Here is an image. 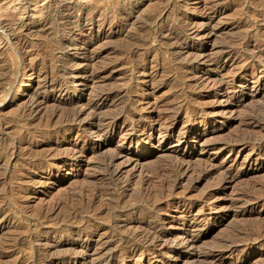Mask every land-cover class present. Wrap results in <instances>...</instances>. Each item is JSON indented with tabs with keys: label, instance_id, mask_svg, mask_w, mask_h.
Masks as SVG:
<instances>
[{
	"label": "rangeland",
	"instance_id": "374dc122",
	"mask_svg": "<svg viewBox=\"0 0 264 264\" xmlns=\"http://www.w3.org/2000/svg\"><path fill=\"white\" fill-rule=\"evenodd\" d=\"M259 4H264V0H0V80L5 77L9 79L4 83V92L0 93V220L7 219L0 221V262L1 259L9 257L0 264H51L66 260L70 253H74L73 258H91L101 252L109 259V264H145L149 259L153 261L146 253L143 258L133 261L126 256L125 259L118 258L115 252L120 246L114 242L127 233L120 236L117 229L104 234L101 241L103 245L94 247V234H103L101 228L96 226H108L119 215H124L123 212H134V207L123 210L122 206L107 204L100 207H106V211L94 220L96 226L86 227L81 223L69 225L79 231L82 240L74 234L64 232L66 227L63 222L38 224L35 222L36 212L61 195H74L82 187H86L93 176L103 175L98 169L99 160L114 151L126 148L133 162L124 163L118 158L115 163L123 168L124 173L134 172L139 178V170L146 173L148 165L152 167L155 165L152 162H159L157 160L163 156L160 152L162 147L171 153H186V147L200 144L213 148V151L204 153L196 150L193 159L212 161L214 165L217 163L223 166V171L227 169L226 172L238 177L236 181L224 180L219 184L218 192L215 191L214 184L216 177H207L209 181L192 177L193 180H186V183L184 180L169 190L163 189L162 193L166 196L160 206L156 205L158 209L149 206L143 208L146 215L156 214L163 219L159 225L162 228L166 226L165 229L171 233L170 238L180 241L181 230L187 222L184 216L176 212L183 203L181 195L198 198L199 194L211 190L212 198H215L209 200V204H214L213 208L206 206L205 214L194 222L201 224L197 233L202 240L194 247L185 244L172 247L161 258L170 261L179 256L176 264H206L203 255L208 253L221 257L219 264H264V201L248 202L242 208L236 209L232 204L236 198L244 195L256 193V197H264V12L258 9ZM184 26L193 28V34L190 32L187 37L181 35L178 42L184 49L180 54L174 53L172 48L177 40L171 39V34L175 29H183ZM211 28L216 32L213 36L208 34ZM188 48L191 49L190 55L186 52ZM233 48L238 52L234 54ZM199 54L202 55L198 57ZM258 56L261 57L260 61ZM195 57L201 61H196ZM217 57L218 63L208 64L209 60ZM189 60L194 61H190L192 65ZM236 62L243 69V73L236 71ZM7 64L14 71L10 69V73L7 72ZM97 69L107 70L101 77L108 86L137 92L136 95L133 93L135 106L148 109L144 114L149 110L153 112L151 120H147L148 123L156 121L161 126L168 121L170 123L172 118H165L163 115L171 107L175 108L180 104L191 109L197 107V104H207L205 107L210 105L205 118L197 119L193 125L191 123L194 117L191 113L184 116L181 114L175 120V135L184 125H192L206 135L198 139L190 132L176 148L172 141L161 139V132L156 125V130L139 136L137 142L134 139L131 145L122 143L120 138L113 139L111 145L106 147L110 152L105 149L97 158H81L80 165L74 160H67L63 165L56 161L51 165L45 163L43 167L36 166L40 161V154L45 152L44 147L48 148L45 146L46 126L43 125L46 113L45 110L38 111L24 118L21 117L23 108L29 106L33 100L44 99L50 94L51 91L44 90L45 77L49 74L58 81L65 80L63 82L68 83V97L87 103V89L83 92L78 88L77 80L91 72L95 73ZM220 79L226 85L214 86L213 81ZM27 80L28 85L18 90V84H26ZM203 81V84L212 87L194 93L191 88L193 83ZM153 82L159 86L153 85ZM235 137L238 138L237 143L234 141ZM154 138L159 139L160 145L155 143L154 148H148V141ZM95 140L92 139V143H96ZM70 141V136L63 135L54 140V145L64 147ZM222 141L227 147L219 152L216 148ZM10 149L14 151L11 156ZM250 158L252 163L246 167L244 162ZM135 161L140 162V165L135 166ZM192 162L193 160L189 164L184 163V168L186 164L189 168L195 166ZM147 176H152L151 171ZM133 188L130 186V189ZM218 205L220 210L217 212L215 209ZM88 235L92 238L87 239ZM237 239L238 244L236 243L232 251L234 256L237 253L241 258L245 256L240 261L231 260V252L220 249L221 244L230 245ZM240 239L245 241L240 243ZM86 242L92 244L88 249L84 247ZM56 244H60L56 247L57 251L54 247ZM81 247L83 249H79ZM39 250L46 252L39 255ZM48 250L53 251L49 253ZM190 255L198 257L192 259ZM73 258L69 260V264H77Z\"/></svg>",
	"mask_w": 264,
	"mask_h": 264
},
{
	"label": "bare ground",
	"instance_id": "6f19581e",
	"mask_svg": "<svg viewBox=\"0 0 264 264\" xmlns=\"http://www.w3.org/2000/svg\"><path fill=\"white\" fill-rule=\"evenodd\" d=\"M163 2L165 3L166 1H163ZM165 5L167 6L168 2ZM258 9L261 12H264V4H259ZM151 23H153V22H151ZM192 29L184 26L183 29H175L174 30V32L171 34V39L177 40V41H175L174 46L172 48L174 53L180 54L182 49H184L183 45L178 42V39L180 38L181 35H182V37L183 36L187 37V35L190 34ZM208 34L213 36L216 34V32L214 31V29L211 28L209 30ZM224 48H225V46H224ZM222 50H223V48H222ZM233 51H234L233 52L234 54L238 52V50H235V49ZM186 52H189V55H190L191 49L188 48V50ZM186 55H188V53ZM201 55L199 54L198 57H200ZM232 57H235V56H232ZM258 57H257L259 59L258 61H260L261 57L260 56H258ZM195 58H197V57H195ZM218 59H219V57H217L216 59L214 58V60L208 59L209 60L208 64H211L213 62H217ZM137 61H136V63H138ZM190 61H192V62H194V61L189 60L190 65H192L193 63ZM196 61L200 62L201 60H199L197 58ZM243 62H244V60H243ZM194 64H196V63H194ZM186 65H187V63H186ZM205 65H207V64H205ZM238 65L239 64L237 63V65H236L237 70L236 71H242L243 69L241 67H239ZM31 67L32 66L30 65L29 68H31ZM188 68H189V66H188ZM10 69H11L10 66L7 64L5 66V70L10 73ZM149 69H151V68H149ZM11 70H13V69H11ZM106 71L107 70H98V71H95V73L91 72L92 74L89 73L91 75L87 74L84 77L80 75L81 77L77 80L78 88H81L83 92H84V89H87V91H88V93L86 91V94L88 95L87 103H86V101H85V103H82L81 100L74 101L72 98L67 96L70 87L67 85L68 84L67 82H66L67 84L65 82H63L65 80L58 81L57 78H55L53 75H50V74L48 76L46 75V77H45L46 78V82H45L46 87H44L45 88L44 90L46 91L48 89L49 91H51V92H49L50 94L47 97H45L44 99H42V98H41V100L36 99V100H33L32 103L30 102L29 106H26V108H23L22 114H21L22 115L21 117L25 118L27 116L28 117L31 116L32 114H34L38 111L42 112L45 110L44 112L46 113V115L44 117V118H46V120H45V124L43 123V125L46 126L45 132H46V141L47 142H46L45 146H48V148L44 147L45 152L42 155L40 154V161L39 162L37 161L38 163L36 166L40 165L43 167V165L45 163H46V165H49V164L51 165V164H54V162H56V161L63 165L67 160H74L76 162V164L80 165L79 159L86 158L88 156H90L92 158H97L102 153V150H105L106 147L111 145L113 139L120 138V141H122V143L124 142L125 144L131 145V144H133L134 139H136V142H137V139L139 136H142L144 134L146 135V133L153 132L154 130H156V125L158 127L157 130L159 132H161L160 133L162 135L161 139H165L166 141H170V142L172 141L171 143L175 144L176 148H178L181 145V143L184 141L185 137L190 132H192V135L193 136L195 135L196 138H198V139H201L202 137H204V135H206V133L204 131H199L196 128H193V126H192L193 124L196 123L197 119L201 120L202 118H205L204 115H206L208 108L211 107L210 105H209V107H205V106H207V104L204 101H203L204 104H206L205 106L197 104V107H195L194 109H191L190 107H185L184 104L183 105L180 104L177 107L175 106V108H172L170 106L171 109L168 111V113H165L163 115V117H165V118H168V117L172 118L170 123L168 121V123H166L162 126H161V124H158L156 121H154L155 123H150V122L148 123L147 120L150 119V116L152 115L153 112L149 110L147 112V114H144V112H146L148 109L146 110V108H141L139 106L138 107L135 106V102H134L135 97L133 96V93L135 94L136 91H134V92L130 91L129 92V91L121 89V88H115V86L114 87L113 86L111 87L110 85L108 86V84H106V80L103 79V77H101L102 74H104ZM93 72H94V70H93ZM244 72H246V71H244ZM70 73L72 74V72H70ZM234 73H235V71L233 72V74ZM242 73H243V71H242ZM17 74H18V72H17ZM51 74H53V73H51ZM14 75H16V73H14ZM145 75H147V74H145ZM27 78L28 79L30 78L29 75ZM5 81L8 82L9 79L5 77L2 80H0V93L4 92L3 87L5 85L4 84ZM156 82H158V81H156ZM156 82L155 83L153 82V85H155ZM213 82H214V86L216 85L218 87H223L224 85H226V83L224 84V82L221 81V79H220V81L218 80V81H213ZM203 83H204V81L202 83H200V82L199 83L198 82L193 83V85L191 87L192 91L195 93V92H198L199 90L205 91L206 89L212 87L211 85H210V87H208L206 84H203ZM190 84H192V83H190ZM27 85H28V80H27L26 84H18V90H20L21 88L23 89V87H25ZM157 85L158 84H156V86ZM148 86H150V85H148ZM137 91L139 92L138 89H137ZM181 94H182V92H181ZM194 99L196 100V98H194ZM183 101H184V99H183ZM136 103H137V100H136ZM196 103H197V101H196ZM200 103L202 104V102H200ZM166 109H168V106ZM187 113L193 114L194 118H192L193 119V121L191 123L192 125H190V126L184 125L180 129H178L177 134L175 135V132H176L175 120L177 119V117L179 118L181 116V114H183V116H184V114H187ZM41 114H43V113H41ZM39 118H40V120L42 119L40 116H39ZM170 118L168 120H170ZM165 120L166 119H164V121ZM42 122H44V121L42 120ZM63 135L70 136L71 141L69 142V144L67 146H64V147H61L60 145L59 146L54 145V140L61 138ZM92 139H96L95 140L96 143H94V142L92 143ZM235 139L236 140H234V141L237 143L238 138L235 137ZM232 140H233V138H232ZM206 141H208V140H206ZM225 141H226V139H225ZM231 142H233V141H231ZM235 142H233V143H235ZM255 142H256V140H255ZM263 142H262V144H263ZM155 143H158L157 146L160 145L159 139L154 138V139H151L150 141H148V148H154ZM225 147H227V144L222 141L220 146L216 149L220 152ZM125 149H119L117 151L112 152L111 155L102 156L101 160H99L100 162L98 165V169L102 172L103 175L100 174L99 177L93 176L94 178L91 179L90 181H88V185L84 188L82 187L79 191L75 192L74 195H72V194L71 195L68 194V195H64V196L61 195L59 198L55 199L52 203L48 204V206L43 207L40 210H38V212H36V215H35L36 216L35 222H38V224H40V225H42V224L44 225L46 223H49L50 221H57L58 223L63 222V226L66 227V230L64 232L74 234L75 236H78V238L80 240H82L81 239L82 236L79 234V231L70 228L69 225H71L73 223H79V224L81 223L82 225L84 224V226H86V227L96 226V223L94 222V220L98 219L99 215L100 216L103 215L104 214L103 212L106 211V209H105L106 207L104 209H100V207L102 208V206H105L107 204L108 205H114V206L118 205V207L122 206L121 208L123 210H125L127 207L131 206L132 208L134 207V212H130L129 210L127 212H123V213H125L124 215H119V217L117 219H115L114 222L110 223V225H108V226H104V227H101L98 225L96 226V227L101 228V230L103 231V234H98L99 232L94 234L92 232L94 234V237H96V239L93 240L94 241V247H97V245H100V244L103 245V243L101 241H102V236L104 234L112 233L113 229H117L120 232L119 233L120 236H123L122 234L127 233L126 236H124L123 238L120 237L118 240H116L114 242L115 244L119 243V246H120L119 250H117L116 252L114 251L116 256H118V258H124V256H126L131 261H133V259L143 258L144 253H146L150 256L151 259H153V261H151L149 259L148 261H146L145 264H176V262L179 259V256L174 257V259L170 260V261L162 259L161 256L166 252V250H168L172 247H176L180 244H185L186 246L194 247V245L196 243H198L200 240H202L201 236L197 233V230L200 229L201 224L199 225V224H196L194 222H195V220H197V218L199 216H203L205 214L204 210H205L206 206L213 208L212 206H214V204H212V205L209 204V200L212 198V195H213L211 193V190H210V192L208 191L202 195L199 194L198 198L195 197V195H194L195 198H191L188 195L187 196L181 195V196H183V198L181 197L182 198L181 200L183 203H181L179 209H176L177 210L176 212L178 215H182V217L184 216L186 218L187 222L185 224V228L181 230V233H180L181 237H179V238H181L180 241L179 240L176 241V239H174V237L170 238L169 236L171 233L169 230L165 229L166 226H165V228L164 227L162 228L159 225V222L163 221V219H161L159 216H156L155 213H154L155 216L154 215H152V216L146 215L145 213H143V208L145 206H149L152 209L155 207L158 209L157 206H160L162 199L166 196V194L163 195V193H162L163 189L169 190L174 185L183 183L184 180H185L184 182L186 183V180H189L192 177H195L197 179H205V181H209V180H207V177H210V176H213L214 178L216 177V182H214L215 181L214 179H213L214 180L213 182L216 186L215 191L218 192L217 188H219L218 187L219 184H221L224 180H228V181L229 180H235V179H237L238 176L236 177L235 175L233 176L230 172H226V171H228L227 169H226V171H223L224 170L223 166L217 165V163H216V165H214L212 163V161H209L206 159H200V158L198 159L195 157H194L195 159H193V154L196 152V150H198V152L200 151V152H204V153H208V152L213 151V148L211 149V147L209 148V146H202L200 144V145H196V146H192V147H186L185 148L186 153L182 152V151H174V153H171V152H168V150L165 149V147H162L160 152H161V155L163 154V156L161 157L160 160H157L159 162L157 164L155 162L154 163L152 162V164H155L154 166H152V164H150L152 167H149V165H148V167L146 166L147 167L146 173H144L143 171H140L139 170L141 168L140 167L138 169L139 170L138 173L141 175V177H140V175H138L139 178H137L134 172H129V173L125 172L124 173L122 171L123 168L121 169L118 166L119 164L115 163L116 159H118V158H120V160L122 159L121 161H123L124 163H128L129 161H132V158L128 154V151ZM107 150L108 149H106L105 151H107ZM226 150H227V148H226ZM10 151H12V149H10ZM13 152L14 151H12L9 154V156H11L13 154ZM7 153L8 152H6V154ZM39 153H38V155H39ZM104 155H106V152ZM192 160H193L192 163H195L196 168H194L195 167L194 165H192V166L190 165L191 168L186 166L189 163H191ZM135 162H136V163H134L135 166L140 165L139 164L140 162H138V161H135ZM184 163H188L185 165L186 168H184ZM251 163H252L251 158L244 162V164H246V167L250 166ZM130 167H132V166H130ZM44 168H45V166H44ZM46 168H47V166H46ZM132 168H134V167H132ZM33 171L35 172V170H33ZM150 171L152 173V176L148 177L147 175ZM192 180H193V178H192ZM130 186H133L134 188L130 189ZM181 188H183V187H181ZM185 188H187V187H185ZM257 190L259 192V189H257ZM185 191H187V190H185ZM252 192H254V191H252ZM261 192H263V191H261ZM255 194L254 195L252 194L250 196L244 195V196H240L239 198H236L235 199L236 201L234 200L235 202L232 203L233 208L234 207H235V209H236V207L242 208L244 206V204H246L248 202H251V203L257 202L258 200L264 201V197H262V196L256 197ZM190 195H192V194H190ZM260 195H261V193H260ZM173 196H174V194H173ZM165 206L167 207V205H165ZM219 208L220 207L218 205L215 210H217V212H218L220 210ZM117 210H119V209H117ZM159 211H162V210H159ZM147 214H148V212H147ZM106 215H107V212H106ZM241 215H242V213H241ZM1 218H2V216H1ZM5 220H7V219L4 218L2 221L1 220L0 221L3 222ZM57 229H59V228H57ZM133 229H134V231H132ZM84 230H83V232H84ZM86 230H88V229H86ZM236 236H237V234H236ZM248 236L249 235H247V237ZM256 236L258 237V234ZM64 237H66V236H64ZM87 237H86L87 239L92 238L91 235H88ZM111 238H112V236H111ZM233 238H234V236H233ZM238 239L235 242L233 241L234 243L231 241L233 243V244L231 243L232 245L230 243H228L230 245H226V243L225 244L220 243L221 244L220 249L223 248V249L227 250L228 252H231V260H234V261L243 260L245 257L244 256L241 258V256L238 253H237L238 255L236 254L235 256L233 254L234 251H232V249L234 246H236L238 244L237 243L239 241ZM243 239H244V237H243ZM241 240L242 239H240V243L245 241V240H243V241H241ZM249 240H251V239H249ZM254 240H256V239H254ZM9 242H10V240H9ZM108 242H109V240H108ZM251 242H253V240H251ZM7 243H8V241H7ZM38 243L40 244V242H38ZM53 243L54 242H52L51 244H53ZM88 243L86 242V244H84L85 249L86 248L88 249L91 247L92 244L91 243L88 244ZM42 245H44V244H42ZM110 245H111V243H110ZM7 246H9V245L7 244ZM59 246H60V244H56L54 247L56 248ZM4 247L5 246H3V248ZM237 247H239V246H237ZM45 248H47V247H45ZM7 249H9V248H7ZM61 249H63V248H61ZM79 249H83V248L81 247ZM58 250H60V249H58ZM73 250H75V248H73ZM9 251H12V250H9ZM51 251H53V250H50L49 253ZM56 251H57V248H56ZM71 251H72V249H71ZM76 251H78V249ZM105 251H106V249H105ZM107 251H109V250H107ZM45 252H46L45 250H42V251L39 250V253H40L39 255H44ZM54 253H56V252H53V254ZM97 254H98V256H94L91 258H88L85 256H83V257L81 256V258H73L74 253H70V254H68L66 260H63L62 262L58 261V262H53V263L54 264H66V263L69 264V260L71 258H73V260H76L77 264H109V262H108L109 259H106V257L103 256L104 254H102V252L100 255H99V253H97ZM0 255H2V254H0ZM39 255H38V257H39ZM197 255L196 256L190 255L189 257H191V258L193 257L192 259H194V258L198 257ZM7 258L3 259V260L4 261L8 260ZM110 258H112V257H110ZM42 259H43V257H42ZM221 259H222L221 257L214 256V254L212 255V254H208V253L205 254L204 253V255H203V260H205L206 264H219L222 261ZM3 260L1 259L0 263H2ZM53 263H51V264H53ZM8 264H10V263H8ZM11 264H12V262H11Z\"/></svg>",
	"mask_w": 264,
	"mask_h": 264
}]
</instances>
